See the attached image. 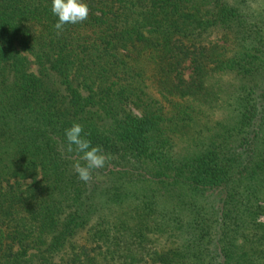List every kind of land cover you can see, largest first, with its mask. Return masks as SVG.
I'll return each mask as SVG.
<instances>
[{
	"label": "trees",
	"instance_id": "1",
	"mask_svg": "<svg viewBox=\"0 0 264 264\" xmlns=\"http://www.w3.org/2000/svg\"><path fill=\"white\" fill-rule=\"evenodd\" d=\"M86 3L0 0V264H264V0Z\"/></svg>",
	"mask_w": 264,
	"mask_h": 264
},
{
	"label": "clouds",
	"instance_id": "2",
	"mask_svg": "<svg viewBox=\"0 0 264 264\" xmlns=\"http://www.w3.org/2000/svg\"><path fill=\"white\" fill-rule=\"evenodd\" d=\"M51 12L57 18L54 28L57 33H60L66 25H76L86 21L89 7L86 0H51ZM64 136L67 151L75 150L80 154V160L85 162L82 165L77 161L73 165L78 179L88 182L92 178L91 172L93 170L105 167L107 157L99 146H92L79 123L74 122L69 128H66Z\"/></svg>",
	"mask_w": 264,
	"mask_h": 264
},
{
	"label": "rangeland",
	"instance_id": "3",
	"mask_svg": "<svg viewBox=\"0 0 264 264\" xmlns=\"http://www.w3.org/2000/svg\"><path fill=\"white\" fill-rule=\"evenodd\" d=\"M225 83H227V82H225ZM224 109H225V105L224 106H222V105H217V106H215V109H213L212 111H210V117H217L218 116V114L219 113H221V112H223L224 111ZM191 135H193V131L188 135V137H190ZM195 136V135H194ZM185 141H181V144H180V146L182 147V148H187L188 147V145H190V143L189 142H187V140L186 139H184ZM192 145V144H191Z\"/></svg>",
	"mask_w": 264,
	"mask_h": 264
}]
</instances>
